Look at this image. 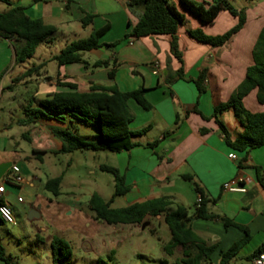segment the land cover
Masks as SVG:
<instances>
[{
	"label": "crops",
	"instance_id": "0c3cea01",
	"mask_svg": "<svg viewBox=\"0 0 264 264\" xmlns=\"http://www.w3.org/2000/svg\"><path fill=\"white\" fill-rule=\"evenodd\" d=\"M8 1L9 6L0 2V13L15 7H23L29 18L40 19L45 25L55 27L56 34L53 41L42 44L46 48L55 44L58 38L69 41L78 28L86 34L85 38L79 40L88 38L94 31H102L98 38L101 45L111 46L116 42L118 44L115 47H101L84 53L82 56L84 64L61 67L56 65L53 77L46 67L48 63L54 62L52 54L47 57L46 52L40 54L37 64H29L26 67L24 65L27 61L16 65L11 43L0 39V76L2 75L0 97L4 91L13 90V79L37 66H40L38 80L47 77L59 83L75 84L80 92L88 91L91 85L115 86L123 93L143 88L145 98L152 108L150 111H144L130 101L133 121L129 129L133 132L147 127L149 129L142 136L133 139L141 146L130 151L113 153L114 161L108 167L116 169L124 177L125 184L130 190L125 196L116 198L111 207L120 209L134 203L169 198L174 204L184 206L188 216L191 217L196 209L197 193L189 182L183 181L180 177L192 176L205 197L216 200L214 204L207 206V211L218 217L217 219L191 222L193 232L207 246H216L209 264H219L221 253L246 237L247 242L228 264H252L251 257L264 244V186L257 181L253 170L259 168L264 178V147L248 153L232 152L226 146L220 129L212 117L215 106L228 101L243 81L247 68L253 64V47L264 27V1L247 9L243 29L220 48L198 43L188 35V31L200 29L205 35L218 36L234 27L237 19L228 12H221L211 25L203 26L183 11L185 23L177 31L182 64L170 54V36L155 35L140 39H123L132 32L137 22L136 16L127 8V0H48L39 3L33 0ZM196 1L211 3L212 0ZM169 2L179 10L177 0H169ZM86 15L93 16V19L87 26H82L81 21ZM98 61H107L109 65L92 68V65ZM154 64L157 65V70ZM181 67L186 80L176 79L167 83V77ZM203 70L207 71L204 82L205 92L199 95L192 80L197 79ZM110 72L113 74L112 79L108 76ZM56 89L55 92L64 91L61 87ZM243 105L251 113L264 111V105L256 101V91H252L243 99ZM195 109L197 112H194ZM218 119L232 138L243 130L232 111L223 112ZM41 125L51 126L50 130L66 128L53 120L44 119L24 127L25 130L21 135L30 143L31 152L36 159H41L39 161H42L43 154L49 152L54 154L61 148L60 141L54 137L52 149L40 145L43 139L42 132L39 131ZM4 129L8 130L10 127ZM154 142L157 144L153 148L145 147ZM231 154L235 155V160L229 159ZM4 163L14 165V161L10 158L0 159V165ZM238 177L248 180L244 185L245 193L223 190L225 183ZM23 179L24 183L21 185H6L3 200L9 204L12 213L17 217H22L28 211L41 214L45 202L40 201L42 205L38 207L34 202L27 204L22 197L23 192L30 191L34 187L35 177L29 176ZM17 198H22V202H17ZM110 198L103 199L108 201ZM36 202H39V197L36 198ZM116 202L117 207L114 206ZM220 218L232 221L245 231L234 227L225 228ZM87 221H89L87 228L98 224L94 220L93 213L82 222L84 226ZM56 233L58 238L64 239L73 232L66 226L61 227ZM74 234L88 239L83 233L74 231ZM90 238L93 240L94 236ZM0 264L5 263L0 261Z\"/></svg>",
	"mask_w": 264,
	"mask_h": 264
},
{
	"label": "trees",
	"instance_id": "16d2710c",
	"mask_svg": "<svg viewBox=\"0 0 264 264\" xmlns=\"http://www.w3.org/2000/svg\"><path fill=\"white\" fill-rule=\"evenodd\" d=\"M35 3L46 2L48 0H33ZM180 8L194 17L203 25H211L221 12H228L237 19V24L222 35L208 36L202 30H190L188 35L198 43L209 45L213 48H220L228 43L238 32H240L246 22V15L243 9H236L228 0H212L211 3H196L192 0H177ZM1 3L9 6L8 0H0ZM129 12L136 16L137 22L132 28V32L124 36L123 39H140L150 36H170V54L180 64H182V54L178 49L177 31L185 23V17L169 0H127ZM93 16L86 15L82 19V26H87L92 21ZM56 34L53 26L45 25L40 19H31L25 14L23 7H15L5 13H0V39L11 43L15 53V64L20 65L31 60L37 48L52 42ZM102 31H94L86 39L77 40L66 45L58 55L53 57V61L58 67L73 64H84L82 56L84 53L97 50L101 47H115L118 42L109 46L101 45L98 41ZM253 64L247 68L245 77L237 89L233 92L227 102L219 103L214 108L213 119L218 125L226 146L235 153H248L264 147V111L251 113L245 109L243 99L252 91H256V101L264 105V27L259 33L258 39L252 51ZM107 61H98L92 68L107 67ZM40 66L32 67L22 75L12 80V85L18 84L27 78L38 75ZM39 76V75H38ZM113 78L112 72L108 74ZM207 71L200 72L197 79L192 80L198 94L205 92L204 82ZM2 75L0 76V79ZM186 80L183 68L171 73L166 81ZM59 87L64 91L55 92L36 102V107L32 104L23 110L24 118L17 124L27 127L35 124L39 120H53L60 125H64V130L52 129L51 134L60 141L61 148L54 154H71L73 152H110L120 153L130 151L141 146L133 139L145 134L149 127L133 132L129 129L133 121V113L129 107V102L136 103L144 111H150L151 105L146 100L143 88H138L132 92H120L115 86L104 87L91 85L86 92L78 91L77 85L71 83H59ZM225 111H232L242 127V132L232 138L224 124L218 116ZM194 112H197L195 109ZM94 120L97 124V141L89 136L77 133L75 123L82 122L88 124ZM177 120V117H176ZM177 124V123H176ZM157 142L147 144L145 147L153 148ZM41 160V159H39ZM103 172H108L113 176L114 192L112 197L105 201L98 194L90 196L87 207L93 213L94 220L107 225L125 226H146L151 219L162 218L169 232V239L163 247V252L167 256H173L178 250L181 251V258L176 264H209L211 256L216 250V246H207L192 230L193 220H214L218 217L211 215L207 211L209 204H214L216 200L207 199L203 191L193 181L192 176L183 175L180 178L189 182L195 192L201 196V204L195 209L194 215L189 217L187 209L174 204L169 198H157L141 203H134L125 208L114 209L111 204L116 198L123 197L129 192V187L125 184V179L114 168L101 165L99 168ZM256 179L261 186H264V178L260 174L259 168H253ZM63 174L57 178L49 179L44 183V190L54 197L60 196V186ZM2 201H0L1 204ZM225 228L234 227L245 231L242 227L224 218L219 219ZM3 223L0 219V224ZM247 242V237L240 242L234 243L226 252L221 253L219 264H228L240 250L241 246ZM67 243L57 236L51 240L53 264H58L62 260L70 259ZM66 253H63V250ZM263 246L251 257L259 254ZM61 258H59V257ZM5 255L3 247L0 245V261L5 264H16ZM96 264H106L98 260Z\"/></svg>",
	"mask_w": 264,
	"mask_h": 264
},
{
	"label": "rangeland",
	"instance_id": "374dc122",
	"mask_svg": "<svg viewBox=\"0 0 264 264\" xmlns=\"http://www.w3.org/2000/svg\"><path fill=\"white\" fill-rule=\"evenodd\" d=\"M196 3H205L197 2ZM264 0H228L236 9L246 11L253 5ZM180 13L183 10L178 8ZM86 34L78 28L69 41L58 38L52 46L46 48L41 45L36 55L24 66L37 64L40 54L46 52V57L60 53L70 42L85 38ZM44 56V55H43ZM93 57H91L92 59ZM47 59V58H46ZM54 77L56 64L46 66ZM36 75L27 78L21 83L13 85L12 91H4L0 97V159L10 158L14 166L20 170L22 178L35 177L34 187L22 193L26 203H35L44 208L39 218L29 220L28 211L22 217L13 214L15 224H0V245L5 255L11 257L16 264H52L51 238L57 236L61 227H68L72 234L63 240L68 245L70 259L62 260L58 264H96L98 260L106 264H176L181 258L178 250L173 256L163 252L169 232L163 219H151L146 226L107 225L102 222L87 228V216L91 215L87 203L94 193L108 199L114 192L113 176L103 172L101 165L109 166L114 161V154L110 152H73L71 154H43L42 161L36 159L31 152V145L21 135L24 127L17 122L24 118L23 110L29 104L36 107V102L46 94L55 92L59 81ZM10 129L5 130V127ZM77 133L89 136L97 141L98 128L94 120L88 124L76 122ZM51 126L41 125L42 132L40 145L46 149L53 148L54 138ZM28 158V160H25ZM63 174L60 186V196L54 197L43 189L44 183ZM8 187V186H7ZM39 197V202L36 198ZM115 207L118 206L116 202ZM74 231L83 233L88 239L74 234ZM90 240V237H93ZM59 237V236H58ZM67 251L64 249L63 253ZM59 257V256H58ZM61 258V257H59Z\"/></svg>",
	"mask_w": 264,
	"mask_h": 264
},
{
	"label": "built area",
	"instance_id": "2783aa9c",
	"mask_svg": "<svg viewBox=\"0 0 264 264\" xmlns=\"http://www.w3.org/2000/svg\"><path fill=\"white\" fill-rule=\"evenodd\" d=\"M154 68L155 70H157L156 64H154ZM235 158V155H229V159L235 160ZM22 183H24V179L21 177L20 170L14 165H12L11 168L0 179V201H2L0 204V219L5 224H15V219L13 217L11 207L3 200L6 185H21ZM246 183H248L247 179L243 177H238L230 182L225 183L223 185V190L233 193H245L246 189L244 185ZM17 202L21 203L22 198H17ZM200 204L201 196L197 194L195 200V208H199ZM252 264H264V244L262 251L252 258Z\"/></svg>",
	"mask_w": 264,
	"mask_h": 264
},
{
	"label": "water",
	"instance_id": "95a60500",
	"mask_svg": "<svg viewBox=\"0 0 264 264\" xmlns=\"http://www.w3.org/2000/svg\"><path fill=\"white\" fill-rule=\"evenodd\" d=\"M11 163H4L0 165V179L3 177V175L11 168ZM39 214H37L34 211H30L28 215L29 220H33L35 218H38Z\"/></svg>",
	"mask_w": 264,
	"mask_h": 264
}]
</instances>
